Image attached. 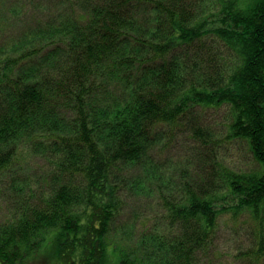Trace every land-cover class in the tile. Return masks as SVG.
Instances as JSON below:
<instances>
[{
  "label": "trees",
  "instance_id": "1",
  "mask_svg": "<svg viewBox=\"0 0 264 264\" xmlns=\"http://www.w3.org/2000/svg\"><path fill=\"white\" fill-rule=\"evenodd\" d=\"M5 1L0 202L8 195L13 210L0 264H219L226 215L250 219L259 264L264 0H52L54 12L50 0L11 11ZM221 109L226 124L204 123ZM179 134L194 144L191 174L159 159ZM229 143L255 166L229 165ZM129 192L154 195L160 217L119 227Z\"/></svg>",
  "mask_w": 264,
  "mask_h": 264
},
{
  "label": "rangeland",
  "instance_id": "2",
  "mask_svg": "<svg viewBox=\"0 0 264 264\" xmlns=\"http://www.w3.org/2000/svg\"><path fill=\"white\" fill-rule=\"evenodd\" d=\"M201 2H206L205 8H208L209 1L213 0H197ZM251 0H241V6H246ZM40 4L39 1H37ZM51 12H54L56 5L54 1L50 0L47 2ZM14 7L21 9V0H6L5 9L14 10ZM40 8L36 9L33 7L34 12H38ZM25 19L21 18L13 25L20 28L21 24ZM31 20V19H30ZM27 20V21H30ZM20 30L17 29V33ZM227 111L225 109L221 110H209L204 116V123L206 124H226L227 121ZM194 144L188 139L187 135L179 134L176 139L171 141V144L164 151L163 156H159V159L166 161V168H170L175 172V174L180 173V169L186 167V173L191 174L195 170L194 166L188 164L194 158V151L192 147ZM223 159L232 167L236 169H250L255 166L252 157L248 152L245 145L238 143H229L222 151ZM33 164L35 166H41L43 164L42 160L33 159ZM194 165V164H193ZM168 169V171L170 170ZM135 174H138L136 172ZM13 210L12 198L8 195L3 196L0 202V222L6 217L11 216ZM229 216V217H228ZM226 215L222 218V222L218 229L214 249L212 251L211 257L215 263L219 264H256L255 260L248 255L247 251L253 245V231L252 223L249 222L250 219L246 220L244 217L240 219H233L230 215ZM160 217V206L156 197L148 193H130L128 194L126 200V207L124 209L123 215L121 216L120 226H126L125 229H138L142 223L147 222L151 224L152 220ZM123 237H132L131 232L125 234ZM259 264H264V259H262Z\"/></svg>",
  "mask_w": 264,
  "mask_h": 264
}]
</instances>
